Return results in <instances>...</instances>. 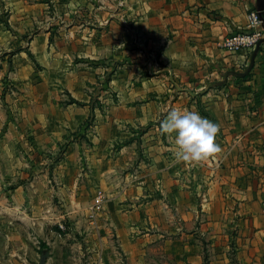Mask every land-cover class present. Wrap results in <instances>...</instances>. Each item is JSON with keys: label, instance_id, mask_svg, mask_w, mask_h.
I'll return each instance as SVG.
<instances>
[{"label": "crops", "instance_id": "1", "mask_svg": "<svg viewBox=\"0 0 264 264\" xmlns=\"http://www.w3.org/2000/svg\"><path fill=\"white\" fill-rule=\"evenodd\" d=\"M259 10L264 0H0V101L4 54L22 87L11 97L7 151L27 136L40 151L66 141L60 167L84 155L96 177L81 172L84 183L69 186L62 170L53 191L39 173L12 198L31 199L30 219L45 224L63 216L48 208L53 192L73 200L79 190L105 191L126 264H264V38L248 52L222 45ZM96 91L108 106L98 125ZM173 108L217 124L222 151L178 162L175 134L160 131ZM21 206L14 209L23 215ZM14 254L0 261L33 264ZM42 257L36 264L47 263Z\"/></svg>", "mask_w": 264, "mask_h": 264}, {"label": "rangeland", "instance_id": "2", "mask_svg": "<svg viewBox=\"0 0 264 264\" xmlns=\"http://www.w3.org/2000/svg\"><path fill=\"white\" fill-rule=\"evenodd\" d=\"M8 55V53L3 55L6 63L10 65L2 78L4 97L0 101V113L6 117L5 120L0 121V143H2V150H0V257L8 259L12 255L17 256L14 251H20L26 253L33 264H36V261L40 260L44 254L46 259L48 258L46 264H126L124 255L119 249L117 237L105 218L104 205L94 223L89 217L90 208L94 204L97 193L103 192L107 199L105 191L93 187L92 191L87 188V193L80 194L82 190H79L78 192H81L73 200L63 199L53 192L48 201L51 204L48 208L58 206L64 212L59 218L51 216L53 220L45 224H37L30 219L31 199L22 197L14 199L10 195L18 183L29 184L39 173H46L47 180L51 179L48 183L52 184L53 191L58 190L62 184V170L66 172H64L65 175L68 174L69 186L76 178H79V185H82L84 181L81 182L82 178L77 175L87 172L92 176L93 167L89 166L84 155L71 162L67 169L60 167V162L68 155L64 144L66 141L53 151H40L36 148L32 137L27 136L22 137L20 142L13 143L11 150L7 151L9 146L4 140L6 139L4 135L9 132L8 126L14 121V113H16L11 97H14L13 92L17 93L22 89V87L19 88L18 82L11 79L13 55ZM37 66L36 69H38ZM98 94L96 91V125L108 115V106L104 100L98 98L100 97ZM70 99L66 103H69ZM94 122L95 117L90 115L82 130L87 131ZM74 139L89 142L86 135L81 133H75ZM3 147L6 148L3 149ZM91 178L96 180V177ZM37 181H40L42 188L45 187L44 179ZM19 202L22 205L21 210L25 213L23 215L14 209ZM69 206L70 208L66 210ZM53 212V210L46 211L50 215ZM0 264L12 263L6 260L0 261Z\"/></svg>", "mask_w": 264, "mask_h": 264}, {"label": "clouds", "instance_id": "3", "mask_svg": "<svg viewBox=\"0 0 264 264\" xmlns=\"http://www.w3.org/2000/svg\"><path fill=\"white\" fill-rule=\"evenodd\" d=\"M160 131L169 136L175 134L173 155L178 162L196 165L222 151L216 143L219 126L195 111L167 110L160 121Z\"/></svg>", "mask_w": 264, "mask_h": 264}, {"label": "built area", "instance_id": "4", "mask_svg": "<svg viewBox=\"0 0 264 264\" xmlns=\"http://www.w3.org/2000/svg\"><path fill=\"white\" fill-rule=\"evenodd\" d=\"M248 21L247 30L224 38L222 45L225 48L235 52H248L254 49L258 42L264 38V21L258 11L251 12ZM105 200V194L99 191L95 197L94 204L90 208L89 217L92 223L97 219L98 212L103 207Z\"/></svg>", "mask_w": 264, "mask_h": 264}, {"label": "water", "instance_id": "5", "mask_svg": "<svg viewBox=\"0 0 264 264\" xmlns=\"http://www.w3.org/2000/svg\"><path fill=\"white\" fill-rule=\"evenodd\" d=\"M258 13H259V15H260V17L263 19V21H264V11L262 12V11H258ZM262 42V39L258 42V44H257V47L260 45V43ZM44 260H45V254L43 255V257H42V262H44Z\"/></svg>", "mask_w": 264, "mask_h": 264}, {"label": "trees", "instance_id": "6", "mask_svg": "<svg viewBox=\"0 0 264 264\" xmlns=\"http://www.w3.org/2000/svg\"><path fill=\"white\" fill-rule=\"evenodd\" d=\"M69 103H77V104H80V105L83 104L82 102L77 101L76 99H73V98L70 99Z\"/></svg>", "mask_w": 264, "mask_h": 264}]
</instances>
